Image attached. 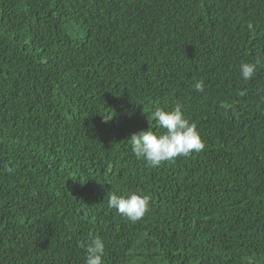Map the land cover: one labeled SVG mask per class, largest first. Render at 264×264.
<instances>
[{
  "label": "trees",
  "instance_id": "obj_1",
  "mask_svg": "<svg viewBox=\"0 0 264 264\" xmlns=\"http://www.w3.org/2000/svg\"><path fill=\"white\" fill-rule=\"evenodd\" d=\"M178 103L205 148L137 159ZM94 237L103 264H264V0H0V264H85Z\"/></svg>",
  "mask_w": 264,
  "mask_h": 264
},
{
  "label": "clouds",
  "instance_id": "obj_2",
  "mask_svg": "<svg viewBox=\"0 0 264 264\" xmlns=\"http://www.w3.org/2000/svg\"><path fill=\"white\" fill-rule=\"evenodd\" d=\"M260 63L259 59L255 62H242L239 66L242 78L245 81L252 79ZM194 87L198 92L204 90L202 82H196ZM245 94L243 90L239 92L241 96ZM151 117L162 131H153V126L150 125L149 128L130 136L131 150L137 159H143L148 165L156 167L165 161L188 156L205 148L196 123L185 116L181 104L178 103L171 109L156 107L151 112ZM107 120L109 119H105ZM108 197V207L133 223L141 220L149 211L148 195L137 192L120 194L113 191L108 193ZM79 246L85 249V264H103L106 247L103 239L94 237L88 242L81 241Z\"/></svg>",
  "mask_w": 264,
  "mask_h": 264
}]
</instances>
